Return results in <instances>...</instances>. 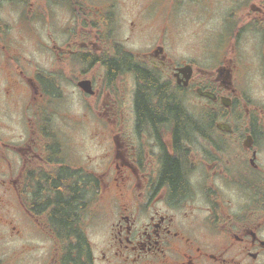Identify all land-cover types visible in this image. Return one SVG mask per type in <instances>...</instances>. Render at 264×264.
I'll use <instances>...</instances> for the list:
<instances>
[{"label":"flooded vegetation","instance_id":"flooded-vegetation-1","mask_svg":"<svg viewBox=\"0 0 264 264\" xmlns=\"http://www.w3.org/2000/svg\"><path fill=\"white\" fill-rule=\"evenodd\" d=\"M60 1L72 9L69 41L51 40L45 64L24 55L14 67L0 43V109L23 120L16 138L0 117L7 264H80L78 253L83 264H264V0H207L214 32L182 52L176 30L150 33L146 6L121 37L117 0L99 14ZM144 27L149 44L135 46ZM9 30L0 16V35ZM59 200L73 210L67 225L54 224ZM53 227L86 239L59 240Z\"/></svg>","mask_w":264,"mask_h":264},{"label":"rangeland","instance_id":"rangeland-1","mask_svg":"<svg viewBox=\"0 0 264 264\" xmlns=\"http://www.w3.org/2000/svg\"><path fill=\"white\" fill-rule=\"evenodd\" d=\"M81 1V0H78ZM110 0H82V4L89 9L95 10L97 14L100 11H104L103 8ZM90 2V3H89ZM207 0H183L180 4L177 2H171L170 0H117L115 4V9L118 10L116 16L122 18V21H127L128 24H124L123 28L118 32L121 37H126L129 35V22L134 16H140L143 12L142 9L146 8L155 13L151 15L155 17V26L150 30L153 34L155 29L156 34L159 32H178L180 38L175 42L171 39V46H173L179 52L185 51L187 49L198 47L201 45L202 36L205 33L214 32V27L216 26V18L205 19L202 15L204 13H209ZM60 0H26V1H16L12 5H5L4 8L0 10L1 19L5 22V26L8 22L11 23L12 30L10 37L8 33L2 32L0 35L1 46L4 45L10 49V55L13 57L12 66L16 67L24 62V55L30 58L33 67L39 64H45L49 52L46 48L50 41H55L59 46H65V43L69 40L66 34L69 27L72 26V9L68 5H62ZM5 9V10H4ZM150 12V13H151ZM201 14V16H199ZM144 15V13H142ZM31 20H27L30 19ZM33 19V20H32ZM24 21L33 22L31 25L36 29L37 35H39L38 40L37 35L34 33H26L27 26ZM49 21V28L43 27L41 22ZM76 22V21H75ZM63 26V31L57 29L59 25ZM3 29L8 31L3 25ZM146 27L139 28L138 34L135 35L136 40L133 41L135 46L142 44L148 45L150 39L147 41L143 40L146 34H148ZM145 31V32H144ZM155 34V35H156ZM143 35V36H142ZM210 38L215 39L217 35L213 33L209 35ZM142 37V39H141ZM151 37V35L149 36ZM208 37V35L206 36ZM209 38V37H208ZM10 43H13L10 45ZM50 49V47H48ZM2 61V58H1ZM0 61V62H1ZM2 68L0 64V69ZM0 73L3 76V80L9 77V70H1ZM1 79V77H0ZM4 84V83H3ZM253 88L247 89L248 93H251ZM67 100L68 96H67ZM77 96L72 95L68 107L75 109L78 105ZM6 106V105H4ZM15 110V109H14ZM15 117H12L4 109L1 104L0 117H1V127L3 128L4 135H8L10 130H14V136L17 138L23 132V120L19 115L18 111H15ZM9 125V128L5 125ZM97 149V148H96ZM19 238H15L17 240ZM6 243L5 240L0 241V246ZM4 249H0V260L1 263L7 264L9 262L7 246H3Z\"/></svg>","mask_w":264,"mask_h":264},{"label":"trees","instance_id":"trees-1","mask_svg":"<svg viewBox=\"0 0 264 264\" xmlns=\"http://www.w3.org/2000/svg\"><path fill=\"white\" fill-rule=\"evenodd\" d=\"M111 69L116 70L117 65L111 66ZM140 105H141L140 107L142 108L141 114H143L144 117H155V108L146 106L145 102L140 103ZM173 171H174V168H173ZM171 176H172V173H171ZM50 180H52L53 183H47V186H51L54 191L56 188V183L54 182L55 175H52L49 181ZM175 183L179 185V182L175 181ZM58 197L59 196H57V198ZM69 201H71V199H69ZM69 201L59 200L57 202V205L54 211L55 212L54 224L59 223L60 225H67L70 218L73 217L72 215L73 210H72V207L70 206ZM52 232H53V235L59 240L71 239L72 237H75V236H77V239H80V240L86 239L82 231H63V230H59L53 227ZM77 258H78V263L83 264L82 256L80 253L77 254Z\"/></svg>","mask_w":264,"mask_h":264},{"label":"water","instance_id":"water-1","mask_svg":"<svg viewBox=\"0 0 264 264\" xmlns=\"http://www.w3.org/2000/svg\"><path fill=\"white\" fill-rule=\"evenodd\" d=\"M80 86H81L82 88H84L86 91H88V92H92V91H91V86L88 85V82H81V83H80ZM204 94H205V95H209L210 93L206 92V93H204Z\"/></svg>","mask_w":264,"mask_h":264},{"label":"bare ground","instance_id":"bare-ground-1","mask_svg":"<svg viewBox=\"0 0 264 264\" xmlns=\"http://www.w3.org/2000/svg\"><path fill=\"white\" fill-rule=\"evenodd\" d=\"M121 64V63H120ZM209 128V127H208Z\"/></svg>","mask_w":264,"mask_h":264}]
</instances>
